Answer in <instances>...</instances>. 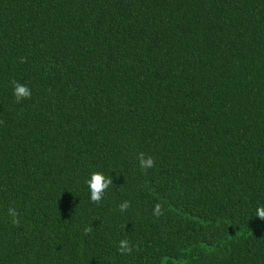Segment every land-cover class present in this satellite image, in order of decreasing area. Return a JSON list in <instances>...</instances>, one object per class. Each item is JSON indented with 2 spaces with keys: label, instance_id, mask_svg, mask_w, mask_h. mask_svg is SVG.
Returning <instances> with one entry per match:
<instances>
[{
  "label": "trees",
  "instance_id": "obj_1",
  "mask_svg": "<svg viewBox=\"0 0 264 264\" xmlns=\"http://www.w3.org/2000/svg\"><path fill=\"white\" fill-rule=\"evenodd\" d=\"M259 207L264 0H0V264H264Z\"/></svg>",
  "mask_w": 264,
  "mask_h": 264
},
{
  "label": "clouds",
  "instance_id": "obj_2",
  "mask_svg": "<svg viewBox=\"0 0 264 264\" xmlns=\"http://www.w3.org/2000/svg\"><path fill=\"white\" fill-rule=\"evenodd\" d=\"M31 94L32 93H31L30 89L26 85L19 84V83L15 84L14 95L17 97L18 101L23 99V98L30 97ZM140 164L142 167H151L153 165V160L151 158H148L145 160L142 157L140 160ZM109 183H110V181H107L102 174L94 173L88 182L89 188H90V193H91V199L93 201H99L101 199L102 192L104 191V189H106L108 187ZM126 207H127L126 204L122 206V208H126ZM157 210H159V206H157ZM8 211H9V215L11 217H13V222L14 223L18 222L16 220V217L18 215L16 210L10 208ZM257 216L264 218V207H259L257 209ZM120 248L122 251H125V252L131 250L128 247L126 241H121Z\"/></svg>",
  "mask_w": 264,
  "mask_h": 264
}]
</instances>
